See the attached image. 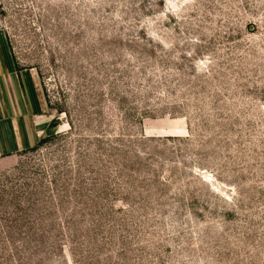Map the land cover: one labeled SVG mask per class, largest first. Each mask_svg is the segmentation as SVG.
<instances>
[{
  "label": "rangeland",
  "instance_id": "374dc122",
  "mask_svg": "<svg viewBox=\"0 0 264 264\" xmlns=\"http://www.w3.org/2000/svg\"><path fill=\"white\" fill-rule=\"evenodd\" d=\"M9 60L55 127L0 158V264H264V0H0Z\"/></svg>",
  "mask_w": 264,
  "mask_h": 264
},
{
  "label": "crops",
  "instance_id": "0c3cea01",
  "mask_svg": "<svg viewBox=\"0 0 264 264\" xmlns=\"http://www.w3.org/2000/svg\"><path fill=\"white\" fill-rule=\"evenodd\" d=\"M5 66L6 79L0 84V158L35 146L51 124L33 74L11 60ZM1 69L0 65V75Z\"/></svg>",
  "mask_w": 264,
  "mask_h": 264
},
{
  "label": "trees",
  "instance_id": "16d2710c",
  "mask_svg": "<svg viewBox=\"0 0 264 264\" xmlns=\"http://www.w3.org/2000/svg\"><path fill=\"white\" fill-rule=\"evenodd\" d=\"M53 127H55V124L54 123H51L50 124V128H53Z\"/></svg>",
  "mask_w": 264,
  "mask_h": 264
}]
</instances>
